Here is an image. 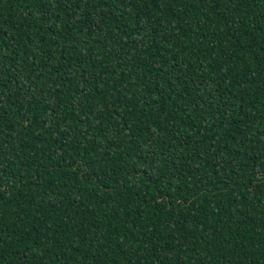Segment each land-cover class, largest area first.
Instances as JSON below:
<instances>
[{
	"label": "trees",
	"instance_id": "trees-1",
	"mask_svg": "<svg viewBox=\"0 0 264 264\" xmlns=\"http://www.w3.org/2000/svg\"><path fill=\"white\" fill-rule=\"evenodd\" d=\"M0 264H264V0H0Z\"/></svg>",
	"mask_w": 264,
	"mask_h": 264
}]
</instances>
